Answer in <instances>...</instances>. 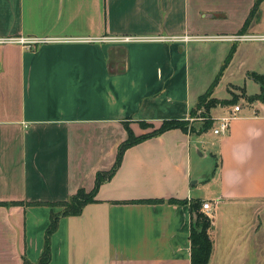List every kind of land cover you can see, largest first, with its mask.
Listing matches in <instances>:
<instances>
[{"label": "crops", "instance_id": "obj_1", "mask_svg": "<svg viewBox=\"0 0 264 264\" xmlns=\"http://www.w3.org/2000/svg\"><path fill=\"white\" fill-rule=\"evenodd\" d=\"M256 1L0 0V38H49L0 41V264L39 261L61 210L49 203L92 191L126 122L136 135L197 124L191 110L233 46L212 94L230 103L206 111L217 126L240 105L228 132L208 141L212 129L174 128L129 147L95 200L60 217L48 264H192L204 201L209 264H264V101L248 99L261 91L250 73L264 74V40L229 39L264 35V0L242 31ZM224 87L231 96H217ZM196 150L199 168L215 161L210 173L194 169Z\"/></svg>", "mask_w": 264, "mask_h": 264}, {"label": "trees", "instance_id": "obj_2", "mask_svg": "<svg viewBox=\"0 0 264 264\" xmlns=\"http://www.w3.org/2000/svg\"><path fill=\"white\" fill-rule=\"evenodd\" d=\"M263 0H257L255 3V6L253 10L250 13V16L246 20L242 31L250 25L252 19L256 16L258 13L259 6ZM236 48L233 46L226 57L220 72L210 85V87L207 89V91L202 94L199 97L198 103L196 107H194L191 110V115L195 114L197 108H205V111H209L210 108L217 104H227L230 103V101L227 100H219L217 98H213L212 94L214 92L215 87L219 83V80L223 74V71L227 67V65L230 63L233 54L235 52ZM250 76L253 77L256 81H258L261 85V91L259 94H256L254 96L248 97L249 101L253 102L256 100H262L264 101V74H258L255 72L250 73ZM208 120L204 123L201 129L198 131H207L211 129L214 125L215 120L205 113ZM142 125L146 126V123H142ZM125 127L128 131V138L123 141L119 147L117 152V158L113 165V167L110 170L106 171H99L96 175L95 180V186L92 189V191L87 192L84 188H80L75 194H73L68 200L58 201V202H51L49 203L52 206H61L62 209L59 212H53L51 216V221L46 229L45 234V246L44 251L37 263H32L29 260L25 258V264H48L51 260V236L56 231L59 225V219L61 216H69V215H78L82 213L84 207L86 204L92 202L95 200V196L100 188V186L106 182L109 181L116 173L118 168L120 167L123 156L125 151L148 138L158 136L163 134L164 132L174 129V128H180L183 131H190L196 129L194 126H192L191 122L189 120H179V119H168L164 120L162 125L159 128L154 129L151 132L136 135L132 128L130 127L129 123H125ZM156 201V200H151ZM13 203H21L22 202H13ZM0 204L7 205L8 203L0 202ZM201 203L197 202L196 208V220L194 225L192 226L191 234H190V240H191V263L192 264H209L213 252V240L210 234V229L212 227V218H210L206 213L199 211V205Z\"/></svg>", "mask_w": 264, "mask_h": 264}, {"label": "built area", "instance_id": "obj_3", "mask_svg": "<svg viewBox=\"0 0 264 264\" xmlns=\"http://www.w3.org/2000/svg\"><path fill=\"white\" fill-rule=\"evenodd\" d=\"M193 36H189L186 35L184 36V38L182 39H190ZM216 38H222V36H217ZM259 39V40H264V35H251V36H244V35H234V36H230L229 39L231 40H243V39ZM133 39L132 37H111V38H101V40H117V41H127V40H131ZM7 40H18L20 42H22L27 48L30 47V45L32 43H40L43 41H47L49 40V38H0V41H7ZM241 106L240 105H236L234 106V111L232 114L227 115V116H223L217 119V126L214 127V133L215 134H226L230 128V123L231 120L234 119L236 117V112L240 111ZM212 203L208 202V201H204L202 203V209L206 212V214L211 218L212 216Z\"/></svg>", "mask_w": 264, "mask_h": 264}, {"label": "rangeland", "instance_id": "obj_4", "mask_svg": "<svg viewBox=\"0 0 264 264\" xmlns=\"http://www.w3.org/2000/svg\"><path fill=\"white\" fill-rule=\"evenodd\" d=\"M248 89H249V91H253L251 85H249ZM235 91L237 93L240 92V90H235ZM217 96H219V97H229V96H231V93L227 92V90L224 87V88H220L219 89V91L217 93ZM243 102L244 101H241V103H243ZM195 112L196 113L193 114L192 116L194 117L195 120H197L198 123L197 124H192V126H194V128L201 129L202 126L204 125V123L208 120V118H207V116L205 114L206 113L205 108H203V107L200 108L199 107V108L196 109ZM214 127H216V126L213 125V127L211 128L212 130L207 133L206 138L208 139V141H210V136L213 133L212 131H213ZM210 132H212V133H210ZM212 138H213V135H212ZM199 153H200L199 150H196V153H193V156H194V162H193L194 169H198L199 168V166L196 163V160L199 159V157H198ZM214 163H215V161L213 160L212 157H205V158H203L201 160V166H200L199 169L201 170V168H203L205 172L210 173L212 171L213 167H214ZM60 208L62 209L61 206H60Z\"/></svg>", "mask_w": 264, "mask_h": 264}]
</instances>
